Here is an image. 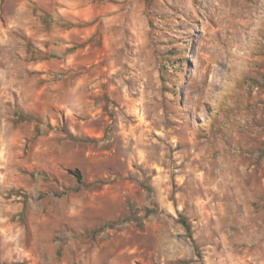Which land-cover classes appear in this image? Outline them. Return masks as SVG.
<instances>
[{
  "label": "rangeland",
  "instance_id": "rangeland-1",
  "mask_svg": "<svg viewBox=\"0 0 264 264\" xmlns=\"http://www.w3.org/2000/svg\"><path fill=\"white\" fill-rule=\"evenodd\" d=\"M0 264H264V0H0Z\"/></svg>",
  "mask_w": 264,
  "mask_h": 264
},
{
  "label": "trees",
  "instance_id": "trees-1",
  "mask_svg": "<svg viewBox=\"0 0 264 264\" xmlns=\"http://www.w3.org/2000/svg\"><path fill=\"white\" fill-rule=\"evenodd\" d=\"M71 173L74 174L80 182L83 180V174L79 169L71 170ZM183 222L187 226L188 230H190L191 227L188 224L187 220L183 218Z\"/></svg>",
  "mask_w": 264,
  "mask_h": 264
}]
</instances>
